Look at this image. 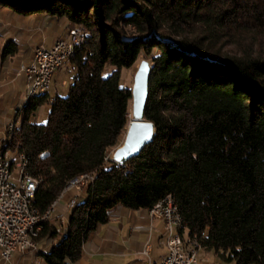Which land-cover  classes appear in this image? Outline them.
<instances>
[{
    "label": "trees",
    "instance_id": "16d2710c",
    "mask_svg": "<svg viewBox=\"0 0 264 264\" xmlns=\"http://www.w3.org/2000/svg\"><path fill=\"white\" fill-rule=\"evenodd\" d=\"M0 10L30 28L47 17L84 29L67 60L73 73L66 92L25 96L13 107L20 121L0 145L23 152L25 170L37 177L31 202L40 212L70 179L93 175L82 191L62 192L74 203L41 221L32 255L44 264H74L114 209L146 216L168 194L180 216L177 230L196 234L224 261L264 264V53L222 48V29L257 25L264 0H0ZM32 48L7 38L0 61L12 57L18 65ZM140 57L149 63L142 115L153 134L118 163L109 151L130 113L119 67ZM105 63L112 68L103 74ZM42 103L44 121L28 120Z\"/></svg>",
    "mask_w": 264,
    "mask_h": 264
},
{
    "label": "built area",
    "instance_id": "2783aa9c",
    "mask_svg": "<svg viewBox=\"0 0 264 264\" xmlns=\"http://www.w3.org/2000/svg\"><path fill=\"white\" fill-rule=\"evenodd\" d=\"M67 35L57 36L49 46L37 45L35 52H32L30 60L25 64H19L18 70H22L26 79V89L48 87V75L62 62L67 61L66 49L69 44L74 43L75 37L83 35L84 29L79 25L68 26ZM32 115H29L30 120ZM20 150L0 152V259L7 260L11 252L16 250L20 253H30L36 245H26V234L23 233V225L26 219H35V228L40 226L42 220L52 217H37V208L32 204L29 187L36 185L37 177L25 170V162H21ZM92 173H84L83 180H70L64 187H73L76 190H83L92 180ZM74 199L70 198L65 202L62 210H66L68 203ZM55 206V205H54ZM51 209V213L54 210ZM29 207L30 218H23L21 208ZM148 222L141 227V230L149 234L151 219L162 220L160 229V242L166 246V252L154 264H194L196 254L201 247L196 234H183L179 231V226L172 223V215L178 214L175 204L168 202V194L155 200L145 210ZM62 213L56 216L57 229L61 221ZM173 226L175 231H173ZM202 233V231H201ZM150 244L146 239L141 244L139 252L144 259L136 261L134 264H149Z\"/></svg>",
    "mask_w": 264,
    "mask_h": 264
},
{
    "label": "crops",
    "instance_id": "0c3cea01",
    "mask_svg": "<svg viewBox=\"0 0 264 264\" xmlns=\"http://www.w3.org/2000/svg\"><path fill=\"white\" fill-rule=\"evenodd\" d=\"M44 19L46 20L44 26L24 28V23H22L21 21L14 20V22L13 21L10 22L9 20H4V19L1 20L0 18L1 21L0 45L7 38H14L16 40H19L20 42H26L31 47L38 43H42L44 46H48L51 43L52 38L55 35L59 34L61 29L59 31V29L57 28L58 26L56 27L55 25L53 26L52 29L49 30L47 24H49L50 20L47 17H44ZM35 35L37 36L35 37ZM30 57H31V51L29 53H26L23 58H19L18 63H26L30 59ZM10 58L12 57H7L4 60H2V62L6 61L7 63L9 62L13 64L14 59L12 58L11 60ZM59 67L60 69H62L59 73V77L63 79L65 76L64 71H67L70 68V65L67 61H64L57 68ZM55 71L56 70H54L53 73H58ZM0 76H1V71H0ZM2 76H4V78H7L9 75L4 74ZM18 76H16L15 79H17ZM20 80L24 84L23 77H21ZM50 81H51V76H50ZM54 82L55 81H53L52 90L54 91V93H57L58 89L55 87ZM15 86L14 89L15 92L17 93L19 90H17ZM49 87H50V82L46 91L47 94L51 96L54 93H51ZM3 95H1L0 98V107L3 105L5 106L4 108H6L8 106H6L7 103L4 101L5 98L2 99ZM45 109H47V107ZM2 110L0 111L4 112V110L3 111ZM111 219L117 220V225L111 224L109 222ZM146 224H147V217L144 216L143 213H141L137 209H133L130 211L117 209V208L114 209L112 216L105 222V225L103 226V224H100L97 227V229L94 231V234L84 242L86 243L85 246L87 250L86 251L84 250L85 252L82 253V255L75 261L74 264H114L113 258L116 256V254L114 253L116 252L123 253L125 249L128 250L129 252H132V255L129 257V259L124 261L123 264H134L136 261L143 260L144 257L138 250L144 239H146V234L145 237H143L140 235L139 231H142L141 227H143ZM119 227L122 228L120 234L116 232L117 230H119ZM160 229H161V220L158 218L152 219L150 231L149 234H147L148 235L147 240L150 244L149 264H154L166 252L165 244L159 241L161 235ZM151 237H153V242L150 241ZM124 241L127 242V246L122 243ZM12 263L13 264H44L37 255H32L31 253H29L21 257L19 255V252L16 250L11 252L10 258H8L7 260L0 259V264H12Z\"/></svg>",
    "mask_w": 264,
    "mask_h": 264
},
{
    "label": "rangeland",
    "instance_id": "374dc122",
    "mask_svg": "<svg viewBox=\"0 0 264 264\" xmlns=\"http://www.w3.org/2000/svg\"><path fill=\"white\" fill-rule=\"evenodd\" d=\"M0 18H1V20H3V19L7 20L9 17H7L6 14L0 10ZM26 20H28V19H26ZM17 21H21V20L19 19ZM258 21H257L258 22L257 25L253 24L252 21L248 20V21H244V22L241 21L240 22L241 25L238 24V25H235L234 27L229 25V26L224 27V29H222V30L224 32H226V36L224 37L225 39L222 43V48L228 52L263 54L264 53V19L263 20L261 19ZM24 25H25L24 28L28 27L26 24H24ZM47 25H48L49 30L52 29L53 26L56 25V27L58 26L57 28L59 29V31H60V29L62 31V32L60 31L59 34L55 35L52 38L51 43L57 36L67 35V29H66L67 27L62 26V24H60L58 22H56V23L49 22V24H47ZM38 27H40V25H38ZM36 36L37 35H35V37ZM37 45L44 46L42 43H38L34 46H37ZM32 50H33V48H32ZM32 50H31V52H32ZM31 55H32V53H31ZM10 59L12 60V58H10ZM19 64H21V63H18V65H15L14 62H13V64H11L9 62L7 63L6 61L0 62V71H1L0 98H1V95L4 94L2 99L5 98L4 101L7 103L6 106H8V107L4 108L5 106H3L1 104L2 105L1 107H3L4 109L0 107V110H2V109L4 110V112L0 111L1 112V114H0V145L5 144L6 138L11 134V132L13 131V128H15L17 122L20 121L21 115H19V109L14 108L15 109L14 110L13 107L15 105H17V103L22 102L23 98L25 96L29 95V90L26 89L27 83H26V79H25L23 71L22 70L16 71ZM22 64H25V63H22ZM111 68H112V66L110 64L105 63L103 66V69H102V73L103 74L107 73ZM134 68H135V63L132 65H129V66L121 65L119 67V82L120 83L123 82L124 84L130 86L132 73H133ZM55 70H56L55 72H58V73H53L51 75V81H49L50 82L49 90L51 91V93H54V91L52 90L53 89L52 85H53V81H55L54 85L58 89L57 93L64 94L66 92V89H67V84H68L69 80L71 79V75L73 73V70L71 68H69L67 71H64L65 76L63 79H61L59 77V73L62 69H60V67H59ZM4 74H8L9 76L7 78H4V76H2ZM18 75H20V76H18ZM21 75H23V76H21ZM16 76H18L17 79H15ZM21 77H23L24 84L20 80ZM15 80H17V81H15ZM13 84H14V86L16 84L15 88L17 90H19L18 91L19 94H18V92L17 93L15 92ZM48 86H49V84H48ZM11 100H14L15 103H11ZM47 106H48L47 103H42V104L38 105L36 110L32 114L31 119H34V121H36V122L44 121L45 116H46V112H47V109H45V108ZM12 109L14 110L15 114H13L14 112L12 111ZM122 133H123V130H122ZM122 133H121V136L118 140L119 142L122 138ZM0 149L7 150V151H14V150H16V147H13V148L0 147ZM111 149H110V151H111ZM110 151H109V153H110ZM68 189H73L77 192L81 191V190H76L73 187H69ZM65 190H67V189H65ZM63 191H64V189L62 190V192ZM62 192L60 194H62ZM60 194L58 195L59 198L57 199V202L54 206V210L52 211L53 213H51L52 215L56 213L55 212L56 208H59L62 210L63 206L65 205V202L68 200L63 195L60 196ZM152 219H156V218H152ZM152 219H151V221H152ZM109 222L111 224L117 225V220L111 219ZM147 222H148V219H147ZM57 223L58 222L55 221V224H57ZM102 224H103V226L105 225V223H102ZM161 226H162V220H161ZM121 229L122 228L119 227V230H117L116 232L118 234H120ZM173 231H175L174 226H173ZM139 232H140L141 236L145 237L146 233H144L143 231H139ZM183 234L184 235L186 234V230H183ZM147 236L148 235L146 234V238H147ZM160 240L161 239L159 238V241ZM150 241L153 242V237H151ZM122 243L127 246L126 241H124ZM85 244L86 243H83V245H82V253H84L87 250ZM27 254H29V253H27ZM114 254H116V256L114 258L111 257V258H113V263L114 264H123V262L126 261L127 259H129V257L132 255V252H129L128 250L125 249L123 251V253H117L116 252ZM19 255L22 257L23 255H26V253H20L19 252ZM196 261H197L196 264H233L232 260L224 261L215 252H213L212 249L205 250L204 248H202V246L197 251ZM250 264H255V263H250Z\"/></svg>",
    "mask_w": 264,
    "mask_h": 264
},
{
    "label": "water",
    "instance_id": "95a60500",
    "mask_svg": "<svg viewBox=\"0 0 264 264\" xmlns=\"http://www.w3.org/2000/svg\"><path fill=\"white\" fill-rule=\"evenodd\" d=\"M149 63L145 57L139 58L132 73L130 91V113L123 128L122 138L110 151V159L121 163L136 153L153 134L152 121L142 115L146 97V80Z\"/></svg>",
    "mask_w": 264,
    "mask_h": 264
},
{
    "label": "bare ground",
    "instance_id": "6f19581e",
    "mask_svg": "<svg viewBox=\"0 0 264 264\" xmlns=\"http://www.w3.org/2000/svg\"><path fill=\"white\" fill-rule=\"evenodd\" d=\"M83 36H84V33H83V35H79V36L75 37L74 43L69 44V46L66 49V59L69 58V56L71 54V51L74 48L73 46L83 40ZM33 52H35V47L33 49ZM50 76L51 75H48V83L50 81ZM36 91H44V87L32 88L31 90H29V95L33 94ZM0 152H7V150L0 149ZM22 153L23 152H21V162H26V158L22 155ZM83 178H84V173L83 174H80L78 176H75L74 178H72L70 180H75V179L76 180H83ZM35 186L36 185H30V187H29L30 198H32V195H33ZM61 195L62 194H60V196ZM58 198H59V196L53 201V203L48 207V209L46 211L40 212L37 209V217H48L51 214V209L56 204ZM168 202H173L172 199H171V197H170V195H168ZM73 203H74V200L71 203H68L67 208L68 207H71V205H73ZM21 215H22L23 218H30L31 217V210H30V208L29 207H22L21 208ZM64 221L65 220H64V217H63V214H62L61 215V221L58 224V230H61L62 229V226L64 224ZM172 223H173L174 226H180V216H179V214H173L172 215ZM39 227L38 228H35V219H26L25 220V223L23 225V233L26 234V245H36V241L34 240V237L36 236L37 230L39 229Z\"/></svg>",
    "mask_w": 264,
    "mask_h": 264
}]
</instances>
